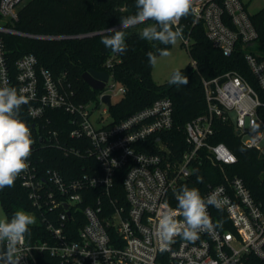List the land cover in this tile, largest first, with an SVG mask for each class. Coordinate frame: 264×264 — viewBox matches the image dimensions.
<instances>
[{
  "label": "built area",
  "instance_id": "obj_1",
  "mask_svg": "<svg viewBox=\"0 0 264 264\" xmlns=\"http://www.w3.org/2000/svg\"><path fill=\"white\" fill-rule=\"evenodd\" d=\"M27 1L0 0V87H14L27 98L19 118L34 141L28 168L17 180L38 217L33 225L40 227L31 237L25 234L18 253L20 264H251L254 257L264 261V207L240 177L209 185L201 195L206 199L215 194L222 201L220 208L207 207L213 225L219 222L222 227L200 231L195 241L177 236L164 250L157 234L162 215L178 210L176 195L187 186L201 152L219 165L237 161L225 143L208 141L214 116L231 120L244 144L264 154V54L251 50L259 45V31L244 1L192 2L194 23H203L207 37L225 55H231L238 42L246 45L245 58L258 88L237 71H228L222 80H204L208 112L186 123L188 148L184 151L173 150L164 138L174 127V105L169 97L119 122L112 116V121L96 126L92 101L76 100L65 77H56L34 53L13 59L3 37L6 34L66 37L16 28L19 11ZM181 39L188 48L190 36ZM111 80L112 74L97 99L106 105L104 112L112 107L103 101L104 95H110L114 104L113 97L126 92L123 85L116 90ZM67 124L69 137L87 143L83 150L80 146L68 149L63 142ZM53 149L65 156L71 152L86 156L87 166L69 174L48 166L54 160L49 154ZM119 173L121 192L115 189ZM176 219L183 222L182 215Z\"/></svg>",
  "mask_w": 264,
  "mask_h": 264
},
{
  "label": "trees",
  "instance_id": "obj_2",
  "mask_svg": "<svg viewBox=\"0 0 264 264\" xmlns=\"http://www.w3.org/2000/svg\"><path fill=\"white\" fill-rule=\"evenodd\" d=\"M136 10V0H28L19 11V20L14 24L16 28L33 34L66 37L42 39L12 34L3 37L13 59L34 53L40 64L50 69L56 77H65L76 93V100H97L100 93L83 79L85 71L94 68L112 74L114 80L126 88L125 94L110 108L114 122L121 121L159 98L169 97L174 105V127L165 133L164 138L173 150L184 151L188 148L184 129L186 123L208 112L204 80L216 77L222 80L228 71H237L254 88H258L257 80L245 58L246 45L238 42L235 51L225 55L207 37L203 23H194V15L190 11L187 16L179 19L178 25H174V29L182 28L183 35L191 38L188 51L192 62L179 68L188 77L189 83L186 86L170 85V78L164 83H158L152 77L153 65L149 64L146 54H158L159 49H168L172 45L165 46L158 41L141 39V29L154 21L149 20L125 30L127 51L123 54L113 53L101 43L103 35L107 34L105 29L120 30V17L135 14ZM250 15L259 31V45L250 49L264 54V8ZM109 59L110 65L107 64ZM194 61L196 66L193 65ZM62 116L67 120V114ZM212 124L213 133L208 141L212 144L225 143L236 155L237 161L219 165L203 151L193 163V172L187 186L196 188L202 195L209 185L227 183L234 177H240L256 202L264 207V154L244 144L231 120L214 116ZM53 126L62 129L59 123ZM65 126L62 139L67 148L80 146L83 150L87 143L69 137L71 127L69 124ZM49 154L54 156V160L49 161L48 166L68 174L73 173L74 168L76 171L83 169L89 161L86 156L78 157L72 152L65 156L56 149ZM197 176L202 177V182H197ZM115 181V189L121 192L123 187L120 173ZM0 198L10 218L19 207L33 210L27 192L17 179L13 187L0 190ZM39 227L30 225L27 236L31 237ZM251 264H264V261L254 257Z\"/></svg>",
  "mask_w": 264,
  "mask_h": 264
},
{
  "label": "clouds",
  "instance_id": "obj_3",
  "mask_svg": "<svg viewBox=\"0 0 264 264\" xmlns=\"http://www.w3.org/2000/svg\"><path fill=\"white\" fill-rule=\"evenodd\" d=\"M193 0H136V12L120 17L121 29L107 28L101 43L113 53L123 54L127 51L126 29L145 24L151 20L155 23L143 27L139 33L141 39L158 41L161 45H175L183 36L182 28L174 25L187 16L192 9ZM160 56L167 55V47L158 50ZM148 62L154 65L157 54L148 52ZM168 83L186 86L188 77L175 70ZM28 103L25 96L19 95L14 87H0V190L13 187L21 172L26 171L28 157L31 155V132L27 124L19 118L22 105ZM197 182L202 177L197 176ZM178 210H169L162 215L158 223V237L163 246L174 243V238L181 236L186 241L198 239L200 231L222 227V223L213 225L207 207L220 208L222 201L212 194L202 198L196 188L184 185L176 195ZM183 216V222L176 219ZM35 223L34 217L24 210L16 211L11 219L0 218V264H20L22 256L18 255L20 245L24 242L29 226Z\"/></svg>",
  "mask_w": 264,
  "mask_h": 264
},
{
  "label": "rangeland",
  "instance_id": "obj_4",
  "mask_svg": "<svg viewBox=\"0 0 264 264\" xmlns=\"http://www.w3.org/2000/svg\"><path fill=\"white\" fill-rule=\"evenodd\" d=\"M243 1L247 5L250 14H255L264 8V0ZM182 42V39H179L175 45H172L170 48H168L167 55L160 56L157 54V61L153 65L152 69V77L156 82H166L171 77V74L175 69L184 68L192 62V57L188 51V48ZM110 83L115 85L116 90L121 86L119 82H115L114 80H111ZM121 96L122 95L120 94L114 96L113 101H119ZM91 107L94 110L92 119L95 122L96 126H100L106 122L112 121V115L110 114V112H104L106 105H104L102 102L92 100ZM18 210H24L27 213L31 214L35 219V223L39 221L35 212L22 207L17 208V211ZM4 216H7L9 219H11L9 214L3 207L0 198V218H3Z\"/></svg>",
  "mask_w": 264,
  "mask_h": 264
},
{
  "label": "water",
  "instance_id": "obj_5",
  "mask_svg": "<svg viewBox=\"0 0 264 264\" xmlns=\"http://www.w3.org/2000/svg\"><path fill=\"white\" fill-rule=\"evenodd\" d=\"M82 77L94 90L100 91L108 82L110 74L107 71H99L94 68H90L83 73ZM102 99L108 104V106L111 107L113 105L110 95H104Z\"/></svg>",
  "mask_w": 264,
  "mask_h": 264
},
{
  "label": "crops",
  "instance_id": "obj_6",
  "mask_svg": "<svg viewBox=\"0 0 264 264\" xmlns=\"http://www.w3.org/2000/svg\"><path fill=\"white\" fill-rule=\"evenodd\" d=\"M245 3V2H244ZM246 5V4H245Z\"/></svg>",
  "mask_w": 264,
  "mask_h": 264
}]
</instances>
